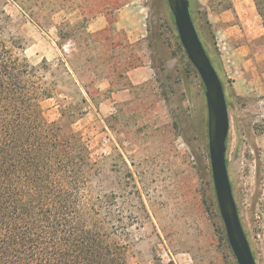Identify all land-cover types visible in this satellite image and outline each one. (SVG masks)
Returning a JSON list of instances; mask_svg holds the SVG:
<instances>
[{
	"label": "rangeland",
	"instance_id": "1",
	"mask_svg": "<svg viewBox=\"0 0 264 264\" xmlns=\"http://www.w3.org/2000/svg\"><path fill=\"white\" fill-rule=\"evenodd\" d=\"M190 5L225 88L229 176L264 264V41L233 27L231 0ZM0 30L32 65L48 63L44 114L74 111L64 127L96 163L88 194L129 264H238L214 187L205 86L168 0H0Z\"/></svg>",
	"mask_w": 264,
	"mask_h": 264
},
{
	"label": "trees",
	"instance_id": "2",
	"mask_svg": "<svg viewBox=\"0 0 264 264\" xmlns=\"http://www.w3.org/2000/svg\"><path fill=\"white\" fill-rule=\"evenodd\" d=\"M254 3L264 25V0ZM19 49L0 30V264H129L88 194L96 163L64 127L74 111L61 105V120H47L48 63L34 66Z\"/></svg>",
	"mask_w": 264,
	"mask_h": 264
},
{
	"label": "water",
	"instance_id": "3",
	"mask_svg": "<svg viewBox=\"0 0 264 264\" xmlns=\"http://www.w3.org/2000/svg\"><path fill=\"white\" fill-rule=\"evenodd\" d=\"M180 41L205 86L208 144L214 187L227 238L238 264H257L234 196L227 163L230 119L222 79L193 20L190 0H168Z\"/></svg>",
	"mask_w": 264,
	"mask_h": 264
},
{
	"label": "crops",
	"instance_id": "4",
	"mask_svg": "<svg viewBox=\"0 0 264 264\" xmlns=\"http://www.w3.org/2000/svg\"><path fill=\"white\" fill-rule=\"evenodd\" d=\"M227 11L234 12L237 21L234 22L233 27L238 26L242 36L248 33H255L252 38L257 41L259 39L262 40L264 25L257 12L254 0H231V6L227 8Z\"/></svg>",
	"mask_w": 264,
	"mask_h": 264
}]
</instances>
